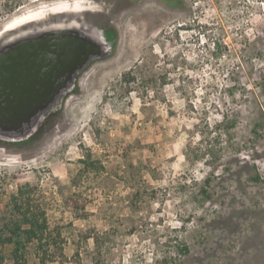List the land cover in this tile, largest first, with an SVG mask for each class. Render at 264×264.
Returning <instances> with one entry per match:
<instances>
[{
    "label": "rangeland",
    "instance_id": "obj_1",
    "mask_svg": "<svg viewBox=\"0 0 264 264\" xmlns=\"http://www.w3.org/2000/svg\"><path fill=\"white\" fill-rule=\"evenodd\" d=\"M15 1L0 0V34L81 2ZM82 1L111 21L113 52L36 141L0 144V210L34 185L62 239L45 264H159L182 245L177 264H264V0Z\"/></svg>",
    "mask_w": 264,
    "mask_h": 264
},
{
    "label": "water",
    "instance_id": "obj_2",
    "mask_svg": "<svg viewBox=\"0 0 264 264\" xmlns=\"http://www.w3.org/2000/svg\"><path fill=\"white\" fill-rule=\"evenodd\" d=\"M85 14V13H83ZM74 16L70 13L57 16ZM50 16V17H57ZM37 24V23H36ZM30 24L0 39V141L20 142L40 131L74 90L88 65L112 53L91 28Z\"/></svg>",
    "mask_w": 264,
    "mask_h": 264
},
{
    "label": "trees",
    "instance_id": "obj_3",
    "mask_svg": "<svg viewBox=\"0 0 264 264\" xmlns=\"http://www.w3.org/2000/svg\"><path fill=\"white\" fill-rule=\"evenodd\" d=\"M4 2L8 12L12 11L17 3L15 0H4ZM162 2L171 8L180 4L178 0H162ZM213 45L214 49L216 44ZM216 50H219L218 45L214 51ZM131 74V70L126 72L122 75V79L126 83L133 81ZM81 163L86 168L88 166L94 168V163H88L85 159ZM33 186L29 183L19 185L15 193L9 197L6 208L0 210V264H27L26 252L30 245L38 249L40 264L53 259L51 253L53 248L62 251L60 232L50 229L45 211L39 204H34L30 197ZM94 242H99L98 238H94ZM6 247L10 248L8 253L4 252ZM175 248L173 252L176 253L170 252L163 256L159 264H177V261L188 253L185 245Z\"/></svg>",
    "mask_w": 264,
    "mask_h": 264
},
{
    "label": "flooded vegetation",
    "instance_id": "obj_4",
    "mask_svg": "<svg viewBox=\"0 0 264 264\" xmlns=\"http://www.w3.org/2000/svg\"><path fill=\"white\" fill-rule=\"evenodd\" d=\"M110 24H111V21H109L106 18H102V17L96 18L95 16H91L88 14H80V15H74V16L66 15V16L49 17L44 22L37 23L34 26L25 28L20 33L25 32V31H29V30H31L32 27L35 29H41V28H45V27H49V26H78V27H82V28L83 27L91 28L93 30V34L95 35V39L100 44H103V43L104 44L105 43L111 44L112 45V52H113V48H114V44H115V32L113 31V28ZM100 60H102V59H97V60L91 62L88 65V67L90 65H92L93 63L100 61ZM78 78H79V75L76 78L75 86L78 83ZM40 131L37 130L33 136H31L29 139H27L25 141H20V142H3V141H0V144L1 145H9V146L28 145V144H31L38 139V135L41 133Z\"/></svg>",
    "mask_w": 264,
    "mask_h": 264
},
{
    "label": "bare ground",
    "instance_id": "obj_5",
    "mask_svg": "<svg viewBox=\"0 0 264 264\" xmlns=\"http://www.w3.org/2000/svg\"><path fill=\"white\" fill-rule=\"evenodd\" d=\"M98 10H99L98 8L91 6L82 0L81 2L77 1L73 3L72 5L62 4L61 6L50 7L49 11L38 9L37 11L30 12L12 21L6 27V29L0 34V36L3 35L4 33L7 34L9 32L18 30L19 28L26 26V25L29 26L30 24L44 22L50 16H57V15L67 14V13H70L72 15H80V14L85 13L86 11H98Z\"/></svg>",
    "mask_w": 264,
    "mask_h": 264
}]
</instances>
